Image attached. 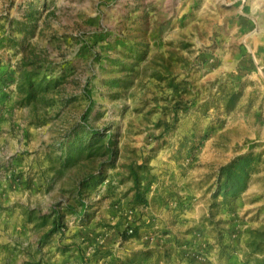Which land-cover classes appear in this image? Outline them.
Returning a JSON list of instances; mask_svg holds the SVG:
<instances>
[{"label": "rangeland", "instance_id": "obj_1", "mask_svg": "<svg viewBox=\"0 0 264 264\" xmlns=\"http://www.w3.org/2000/svg\"><path fill=\"white\" fill-rule=\"evenodd\" d=\"M0 264H264V0H0Z\"/></svg>", "mask_w": 264, "mask_h": 264}, {"label": "trees", "instance_id": "obj_2", "mask_svg": "<svg viewBox=\"0 0 264 264\" xmlns=\"http://www.w3.org/2000/svg\"><path fill=\"white\" fill-rule=\"evenodd\" d=\"M86 93H87L88 97L91 99V105L87 109L86 113L83 115L84 121H86L88 119V116L92 111V107L95 104V101H94L93 96H92V91L90 90L89 86H87V88H86ZM133 175H137L136 172H133ZM136 197L141 198V195L137 194Z\"/></svg>", "mask_w": 264, "mask_h": 264}]
</instances>
